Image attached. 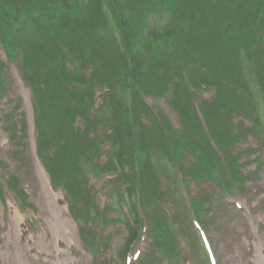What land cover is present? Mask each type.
I'll list each match as a JSON object with an SVG mask.
<instances>
[{"label": "rangeland", "instance_id": "1", "mask_svg": "<svg viewBox=\"0 0 264 264\" xmlns=\"http://www.w3.org/2000/svg\"><path fill=\"white\" fill-rule=\"evenodd\" d=\"M59 1V0H58ZM117 7L111 6V8L117 10L121 13L123 17H135L136 25H139L142 21L147 20L149 18H156L163 17L164 19H169L171 17H185V14L180 15L178 10L175 9L173 11V0H161V6L156 8L152 5L149 0H115ZM191 0H187V4ZM59 7V4H55ZM81 5L80 0H73L70 2V6L79 7ZM1 6H6V4H2ZM71 7V11H76L75 8ZM188 10H191V7H187ZM196 18L197 15L194 14ZM115 13L111 11H104L98 23L93 27V30L96 32V43H105V44H115L114 38V30L117 26V23L114 22ZM174 25V23H173ZM149 28H152V25L148 24ZM19 58V54L16 58L10 62H8L7 66L9 67L7 73L10 74L11 80V88L9 95L10 98L16 99L22 96L21 92V85L16 81V73H20V69L17 65V59ZM0 61H5L3 57L2 47L0 45ZM213 94V88L211 86H203L201 89L196 90V96L198 98L201 97H209ZM22 106L25 108L24 100L21 99ZM11 103L2 101L0 103V115L5 112V108H9ZM3 107V108H2ZM13 115L15 118H18L19 114L14 111ZM239 118L237 113L234 114V118ZM243 127L247 128L249 125V121L247 119H243L240 123ZM3 130V120L0 121V131ZM3 132V131H1ZM249 139L250 136L246 139H242L239 142L232 145V149L235 151L242 152V160L239 164V168L246 174H250L251 176L244 182V190L247 188H251L253 186H260V182L262 181L264 175V165L259 164L255 160V156L258 152L261 151L260 148L254 149V146H249ZM1 140V134H0ZM102 147H107L106 143L102 144ZM184 154H190L189 149H185ZM14 155L16 157V152L14 150V144L9 143L0 145V159H5V161H1V174L3 177L8 176L10 173H18V166L16 164V160L14 159ZM193 158H189L187 160L188 163L192 161ZM10 177V176H9ZM113 184V173L112 171L104 170L97 173H92L91 175V185H92V193L95 196V204L96 206L101 209L102 206H108L109 202L111 201V194L107 190V185ZM264 185V183H262ZM193 191L197 192L202 196L205 200L206 209L203 212V218L208 224V228L210 233H213L216 248L218 250L219 255L222 257L226 254L233 255L239 244V240L241 238V232L244 231V228L238 229L237 225L239 223L243 226V223L237 217L230 215L226 212V209L221 207L219 204V197L218 195L222 193L219 191L218 185L209 179H203L199 182H195L192 185ZM235 186H231L230 189L234 190ZM119 188L116 187L114 190H118ZM214 194L213 196H210ZM210 197L213 199L212 202L208 201L207 198ZM259 199L260 201H264L262 197H256L254 200ZM163 206L171 213H180L177 205L172 204L170 201L163 202ZM257 208V207H256ZM0 233H3L5 236L7 235V218L4 217V209L1 205L0 201ZM116 211L109 209L107 211V215L110 218L103 225L104 233L110 232L109 239L105 245H103L99 251L94 255L95 259L102 260L107 264H118L120 252L124 249V238L126 236L125 227L116 219ZM32 217V215H30ZM78 227H83L85 230L92 229L93 227H97V225H93L91 222L79 221L76 220ZM28 224L30 225L33 232H35L34 237L32 238V242L35 244H43L41 240H44L43 236L39 231L40 223L34 219L28 220ZM188 227L186 215L183 217L182 221L176 224V228L178 229L177 236L179 238H183L186 233V228ZM244 227V226H243ZM21 234L19 233L17 227H13L10 230V241L12 243H27L26 239H28L27 234L20 230ZM51 236L53 237L55 233L50 231ZM2 242V238L0 237V243ZM194 242V241H192ZM189 242L181 241L179 245L181 246V251L183 252L186 247L189 246ZM23 247V245H21ZM83 252L87 254L89 257L90 250L82 247ZM147 252L151 255H157L158 251L154 244V237L150 234L148 240V248ZM167 259H162V262H165ZM154 261H157L155 258ZM88 264V258L85 261L81 258L80 264ZM229 264H235L234 259L229 260ZM0 264H4L0 262Z\"/></svg>", "mask_w": 264, "mask_h": 264}, {"label": "bare ground", "instance_id": "2", "mask_svg": "<svg viewBox=\"0 0 264 264\" xmlns=\"http://www.w3.org/2000/svg\"><path fill=\"white\" fill-rule=\"evenodd\" d=\"M37 170L40 173L41 179L39 181L40 189L36 199L40 207L41 215L51 227L63 229V226L67 225L68 228H72L73 230V225L69 222V219L63 215L64 206L61 204V195L59 193L53 192L49 188L45 179L43 178L41 171L39 170V167H37ZM11 212L13 215H17L16 217L19 220L22 230L29 231V228L26 224L25 214L21 213L16 205H11ZM259 218L260 217H258V219ZM54 241L59 243L58 241L60 240L59 238H55ZM250 248L254 251L256 259H261L264 261V253H261V251L255 248L253 245ZM260 248L264 250V241L261 242Z\"/></svg>", "mask_w": 264, "mask_h": 264}, {"label": "trees", "instance_id": "3", "mask_svg": "<svg viewBox=\"0 0 264 264\" xmlns=\"http://www.w3.org/2000/svg\"><path fill=\"white\" fill-rule=\"evenodd\" d=\"M91 16L92 17H95L96 16L95 13H94V11H92Z\"/></svg>", "mask_w": 264, "mask_h": 264}]
</instances>
